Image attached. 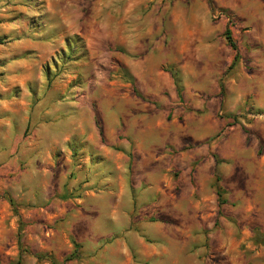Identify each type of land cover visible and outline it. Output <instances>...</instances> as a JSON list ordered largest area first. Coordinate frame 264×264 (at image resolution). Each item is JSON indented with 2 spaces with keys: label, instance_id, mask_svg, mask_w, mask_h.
<instances>
[{
  "label": "rangeland",
  "instance_id": "374dc122",
  "mask_svg": "<svg viewBox=\"0 0 264 264\" xmlns=\"http://www.w3.org/2000/svg\"><path fill=\"white\" fill-rule=\"evenodd\" d=\"M100 104L157 129L156 179L80 128L33 135V111L66 107L102 137ZM6 117L0 264H264V0H0Z\"/></svg>",
  "mask_w": 264,
  "mask_h": 264
},
{
  "label": "crops",
  "instance_id": "0c3cea01",
  "mask_svg": "<svg viewBox=\"0 0 264 264\" xmlns=\"http://www.w3.org/2000/svg\"><path fill=\"white\" fill-rule=\"evenodd\" d=\"M103 97H98L95 101L97 102H105L102 100ZM43 102V101H42ZM111 103L114 102V100L110 101ZM114 105V104H113ZM111 105L110 109L111 111L109 113H104V110L102 109V105L100 104L98 108L99 111L103 113L101 115V120L104 123V126L106 128L102 129L103 133V139L100 135V130L98 126L96 125L94 114L91 112L83 113L82 111H77L75 114L67 113L66 107L62 109V111H59L57 115L55 114V111L49 112V111H40L39 109L37 111H33L31 114V122L30 127L32 129L33 135L38 136L40 133H44L48 130L51 132L54 130V128L59 127H65L72 130H78L80 128V139L81 143L84 144L82 146V149H91L93 148L96 152L99 151V153H102L103 151H107L108 153L115 151L114 148H120V152L122 155L125 156V153L132 148L133 152L136 153V162H137V174H140L142 177L147 176L154 178L153 176H157L159 174V164L158 159L162 158L159 156V154L164 153V149L158 144H154L150 146V148H143L142 147V141L149 139L146 135L149 133H155L157 129L155 127H144L141 125L138 126H132L129 123L136 120H143V114L141 111H136L134 113H130L128 117H124L126 121V125L120 127L118 122V115L115 114L114 110L115 107ZM145 108V107H144ZM108 112V111H107ZM116 117V118H115ZM113 120L117 122L118 128L114 126ZM25 121L27 122L26 117L20 116L19 117V130H22L24 128V125L22 124ZM14 120L10 119L8 117L6 118H0V126L2 131V140H8V131L10 128L14 126ZM55 124V125H53ZM112 125L115 127V129H118V131H122V138L119 139L118 137H112L111 133L109 132V125ZM101 125V124H100ZM70 131L65 130L61 132V136L58 138H66L67 134L70 133ZM117 134H120L117 132ZM153 139V138H152ZM49 140V139H48ZM45 142V139H42L41 141L36 142L32 145V148L30 151L33 153L32 158H35L36 160H41L45 157L47 146ZM179 148H176L175 150L178 151ZM176 151V152H177ZM12 152V148L8 150H3L0 148V158L1 159H8L9 154ZM187 153L188 156L194 157L193 152L187 150V151H178L177 154H175L174 160H177L179 156L182 154ZM107 153V154H108ZM111 154V153H110ZM113 157L115 156L112 155ZM194 160V159H192ZM148 167L147 169L145 167Z\"/></svg>",
  "mask_w": 264,
  "mask_h": 264
},
{
  "label": "trees",
  "instance_id": "16d2710c",
  "mask_svg": "<svg viewBox=\"0 0 264 264\" xmlns=\"http://www.w3.org/2000/svg\"><path fill=\"white\" fill-rule=\"evenodd\" d=\"M226 38L228 39L229 45L232 47V49L235 50L236 47H235V45H234V43H233V41H232V39H231L229 33H226Z\"/></svg>",
  "mask_w": 264,
  "mask_h": 264
}]
</instances>
